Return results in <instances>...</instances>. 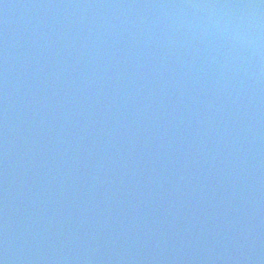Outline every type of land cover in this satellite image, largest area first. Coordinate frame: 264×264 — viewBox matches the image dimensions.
Segmentation results:
<instances>
[{
    "label": "water",
    "instance_id": "water-1",
    "mask_svg": "<svg viewBox=\"0 0 264 264\" xmlns=\"http://www.w3.org/2000/svg\"><path fill=\"white\" fill-rule=\"evenodd\" d=\"M0 264H264V0H0Z\"/></svg>",
    "mask_w": 264,
    "mask_h": 264
}]
</instances>
